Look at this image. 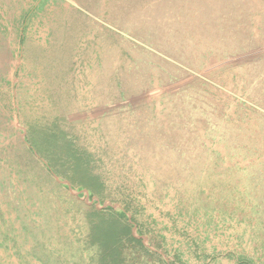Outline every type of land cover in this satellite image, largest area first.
<instances>
[{
  "label": "rangeland",
  "instance_id": "rangeland-1",
  "mask_svg": "<svg viewBox=\"0 0 264 264\" xmlns=\"http://www.w3.org/2000/svg\"><path fill=\"white\" fill-rule=\"evenodd\" d=\"M16 4L0 8V264H100L85 215L110 206L153 264H264V0ZM55 136L94 196L29 152Z\"/></svg>",
  "mask_w": 264,
  "mask_h": 264
},
{
  "label": "trees",
  "instance_id": "trees-1",
  "mask_svg": "<svg viewBox=\"0 0 264 264\" xmlns=\"http://www.w3.org/2000/svg\"><path fill=\"white\" fill-rule=\"evenodd\" d=\"M32 145L38 146L35 142ZM47 146L48 148L38 146L40 152L35 148V150L32 149V147L28 150L33 157L40 156L43 158L44 155L47 158L54 157L52 161L50 160L47 163V171L49 174L69 182L71 187L65 188L73 190L81 187L89 191L91 197L100 191L102 184L99 179L84 169L81 158L77 156L76 149L68 139L61 137L58 142L55 136L50 139ZM58 162H63L59 166L60 169L58 168ZM85 222L89 233L88 244L99 249L101 254L100 264H153V252L144 244L141 238L137 237L134 232V222L132 223L127 217V209L121 211L115 210L113 206L105 209L92 207L91 211L85 215ZM138 235L142 236L139 229ZM36 253L34 254L37 257L34 256L39 258L43 264H54L49 257ZM16 254L23 263L18 251ZM237 262L238 264H254L253 261L243 257H238Z\"/></svg>",
  "mask_w": 264,
  "mask_h": 264
},
{
  "label": "crops",
  "instance_id": "crops-1",
  "mask_svg": "<svg viewBox=\"0 0 264 264\" xmlns=\"http://www.w3.org/2000/svg\"><path fill=\"white\" fill-rule=\"evenodd\" d=\"M17 0H0V8L5 9L6 11H11L12 7H16ZM0 14L2 11L0 10Z\"/></svg>",
  "mask_w": 264,
  "mask_h": 264
}]
</instances>
